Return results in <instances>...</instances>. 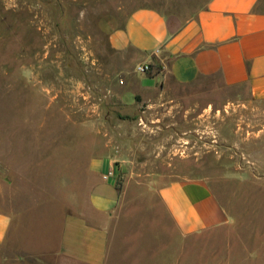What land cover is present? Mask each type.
<instances>
[{
	"label": "rangeland",
	"instance_id": "374dc122",
	"mask_svg": "<svg viewBox=\"0 0 264 264\" xmlns=\"http://www.w3.org/2000/svg\"><path fill=\"white\" fill-rule=\"evenodd\" d=\"M208 2L0 0V208L57 234L66 213L87 209L91 160L112 152L159 255L166 247L173 264H264V99L245 86L175 88L173 127L157 129L155 116L127 113L120 97L140 55L116 50L111 33L139 7L177 25ZM178 176L204 177L228 221L178 239L151 189Z\"/></svg>",
	"mask_w": 264,
	"mask_h": 264
},
{
	"label": "crops",
	"instance_id": "0c3cea01",
	"mask_svg": "<svg viewBox=\"0 0 264 264\" xmlns=\"http://www.w3.org/2000/svg\"><path fill=\"white\" fill-rule=\"evenodd\" d=\"M258 1L209 0L197 16L177 25L155 8L133 10L111 33V43L116 50L137 51L139 64L152 62L159 70H134L121 79L124 111L155 116V128L167 129L173 124L166 119L172 120L181 101L175 88L211 93L221 85L245 86L252 97L264 99V11L257 9ZM206 80L214 84L207 87ZM89 167L87 209L66 213L57 234L44 223L40 232V223L0 208V264H159L161 258L173 264L172 250L165 247L159 255L153 245L159 235L143 230L149 214L131 209L123 159L107 152ZM151 189L178 239L229 219L204 177H173Z\"/></svg>",
	"mask_w": 264,
	"mask_h": 264
},
{
	"label": "built area",
	"instance_id": "2783aa9c",
	"mask_svg": "<svg viewBox=\"0 0 264 264\" xmlns=\"http://www.w3.org/2000/svg\"><path fill=\"white\" fill-rule=\"evenodd\" d=\"M153 70L152 62L141 63L137 66V71L141 73L149 72Z\"/></svg>",
	"mask_w": 264,
	"mask_h": 264
},
{
	"label": "trees",
	"instance_id": "16d2710c",
	"mask_svg": "<svg viewBox=\"0 0 264 264\" xmlns=\"http://www.w3.org/2000/svg\"><path fill=\"white\" fill-rule=\"evenodd\" d=\"M152 66H153V68H156L157 71L159 70V67L156 64L152 63Z\"/></svg>",
	"mask_w": 264,
	"mask_h": 264
}]
</instances>
